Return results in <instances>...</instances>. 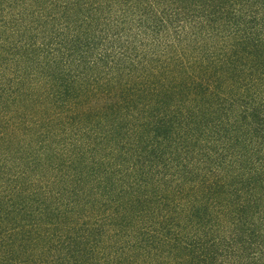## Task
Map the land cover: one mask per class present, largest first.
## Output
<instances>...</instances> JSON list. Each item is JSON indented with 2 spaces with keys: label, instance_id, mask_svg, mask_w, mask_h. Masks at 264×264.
<instances>
[{
  "label": "trees",
  "instance_id": "obj_1",
  "mask_svg": "<svg viewBox=\"0 0 264 264\" xmlns=\"http://www.w3.org/2000/svg\"><path fill=\"white\" fill-rule=\"evenodd\" d=\"M0 264H264V0H0Z\"/></svg>",
  "mask_w": 264,
  "mask_h": 264
}]
</instances>
